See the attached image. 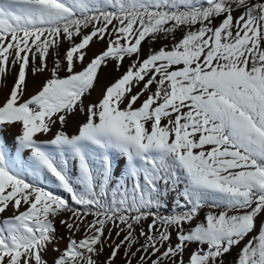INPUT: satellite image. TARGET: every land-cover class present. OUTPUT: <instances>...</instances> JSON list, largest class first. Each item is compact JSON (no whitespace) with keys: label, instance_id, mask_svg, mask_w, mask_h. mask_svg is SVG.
Masks as SVG:
<instances>
[{"label":"snow or ice","instance_id":"obj_1","mask_svg":"<svg viewBox=\"0 0 264 264\" xmlns=\"http://www.w3.org/2000/svg\"><path fill=\"white\" fill-rule=\"evenodd\" d=\"M3 90L0 264H264V0H0Z\"/></svg>","mask_w":264,"mask_h":264},{"label":"rangeland","instance_id":"obj_2","mask_svg":"<svg viewBox=\"0 0 264 264\" xmlns=\"http://www.w3.org/2000/svg\"><path fill=\"white\" fill-rule=\"evenodd\" d=\"M156 47H159V44L155 45ZM119 73H116L114 71H112L111 69H104L103 70V74L101 75V78H100V87H98L97 89V92L93 93V99H96L99 95V92H100V88L106 86L108 83H110L116 76H118ZM44 76H40L38 78H29V88H28V91L29 93H32L34 92L35 90H37V88L39 87V85L43 82L44 80ZM11 79H9V86H11ZM6 91V90H3V91H0V96L3 95V92ZM77 119H81V117H77ZM68 131L71 133V132H74L75 131V122H72L70 123L69 127H68ZM15 134V130H9V133L7 134L8 136V142H9V145L11 146V143H12V136ZM89 219H91V217H89ZM60 232L61 234L64 233V229H60ZM79 238V237H77ZM66 244V240L65 241H62L60 243V247L63 248ZM56 255L54 252H50L49 253V260L52 259V257ZM235 255V253H233V256ZM233 256H229L227 257V259L229 261H231L233 259Z\"/></svg>","mask_w":264,"mask_h":264}]
</instances>
